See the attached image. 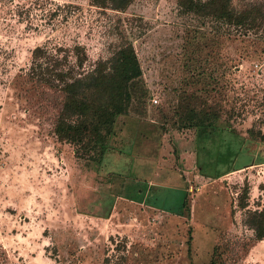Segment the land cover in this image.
<instances>
[{
	"label": "rangeland",
	"instance_id": "obj_1",
	"mask_svg": "<svg viewBox=\"0 0 264 264\" xmlns=\"http://www.w3.org/2000/svg\"><path fill=\"white\" fill-rule=\"evenodd\" d=\"M209 26L178 0H0V264H264V44ZM128 45L146 96L79 158L57 80Z\"/></svg>",
	"mask_w": 264,
	"mask_h": 264
},
{
	"label": "trees",
	"instance_id": "obj_2",
	"mask_svg": "<svg viewBox=\"0 0 264 264\" xmlns=\"http://www.w3.org/2000/svg\"><path fill=\"white\" fill-rule=\"evenodd\" d=\"M90 1L95 6L120 11L132 0ZM178 7L180 14L201 20L203 26L206 21L210 23L207 34L211 44H264V0H178ZM194 32L196 36L203 35L198 28ZM140 78L132 45L113 53L91 70L60 76L57 83L64 100L55 123L56 136L76 147L79 158L102 155L116 117L126 115L134 100L139 105L146 96ZM263 237L264 226L260 225L257 239Z\"/></svg>",
	"mask_w": 264,
	"mask_h": 264
},
{
	"label": "built area",
	"instance_id": "obj_3",
	"mask_svg": "<svg viewBox=\"0 0 264 264\" xmlns=\"http://www.w3.org/2000/svg\"><path fill=\"white\" fill-rule=\"evenodd\" d=\"M152 102H153L154 104H156V103H157V100H153Z\"/></svg>",
	"mask_w": 264,
	"mask_h": 264
}]
</instances>
